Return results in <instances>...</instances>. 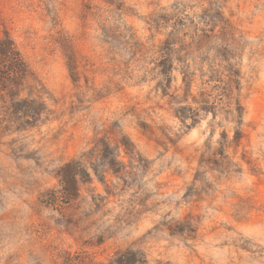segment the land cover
I'll list each match as a JSON object with an SVG mask.
<instances>
[{
  "label": "rangeland",
  "instance_id": "rangeland-1",
  "mask_svg": "<svg viewBox=\"0 0 264 264\" xmlns=\"http://www.w3.org/2000/svg\"><path fill=\"white\" fill-rule=\"evenodd\" d=\"M6 37L0 264H264V0H0Z\"/></svg>",
  "mask_w": 264,
  "mask_h": 264
},
{
  "label": "trees",
  "instance_id": "trees-1",
  "mask_svg": "<svg viewBox=\"0 0 264 264\" xmlns=\"http://www.w3.org/2000/svg\"><path fill=\"white\" fill-rule=\"evenodd\" d=\"M27 74L26 64L15 44L9 37L2 39L0 41V94L21 84ZM30 106L32 104L28 102L13 105L15 113L26 116L32 113L33 107ZM78 177L77 165H68L60 171L61 199L70 201L78 196ZM118 263L125 264L122 261Z\"/></svg>",
  "mask_w": 264,
  "mask_h": 264
}]
</instances>
